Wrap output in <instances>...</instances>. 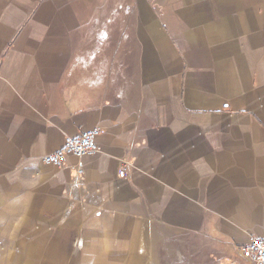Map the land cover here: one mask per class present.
<instances>
[{
  "label": "crops",
  "instance_id": "0c3cea01",
  "mask_svg": "<svg viewBox=\"0 0 264 264\" xmlns=\"http://www.w3.org/2000/svg\"><path fill=\"white\" fill-rule=\"evenodd\" d=\"M263 235L264 0H0V262L252 264Z\"/></svg>",
  "mask_w": 264,
  "mask_h": 264
},
{
  "label": "built area",
  "instance_id": "2783aa9c",
  "mask_svg": "<svg viewBox=\"0 0 264 264\" xmlns=\"http://www.w3.org/2000/svg\"><path fill=\"white\" fill-rule=\"evenodd\" d=\"M101 133L100 128L81 133L77 137H67L61 149L45 155L42 159L47 165L63 167L69 156L83 157L97 152V137ZM126 168L120 172V176L126 175ZM241 253L252 264H264V235L253 237L249 242L241 246Z\"/></svg>",
  "mask_w": 264,
  "mask_h": 264
},
{
  "label": "rangeland",
  "instance_id": "374dc122",
  "mask_svg": "<svg viewBox=\"0 0 264 264\" xmlns=\"http://www.w3.org/2000/svg\"><path fill=\"white\" fill-rule=\"evenodd\" d=\"M19 259L20 258H23V257H18ZM0 264H3L2 262H0ZM10 264V263H9ZM16 264H24V263H16ZM38 264V263H36ZM160 264H197V263H189V262H181V263H168V262H165V263H160Z\"/></svg>",
  "mask_w": 264,
  "mask_h": 264
}]
</instances>
